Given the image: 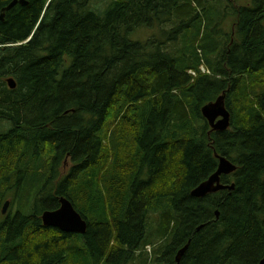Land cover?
<instances>
[{"label": "trees", "instance_id": "1", "mask_svg": "<svg viewBox=\"0 0 264 264\" xmlns=\"http://www.w3.org/2000/svg\"><path fill=\"white\" fill-rule=\"evenodd\" d=\"M93 1L0 19V264H177L189 241L179 264H259L264 0ZM223 93L231 124L213 130L202 107ZM216 153L235 189L192 196ZM62 196L84 234L44 225Z\"/></svg>", "mask_w": 264, "mask_h": 264}, {"label": "water", "instance_id": "2", "mask_svg": "<svg viewBox=\"0 0 264 264\" xmlns=\"http://www.w3.org/2000/svg\"><path fill=\"white\" fill-rule=\"evenodd\" d=\"M28 0H13L8 6L3 9L0 19H4L5 12L13 8L17 4L26 5ZM7 83L10 88H16L17 82L14 77H9ZM226 93L221 94L216 100L208 102L202 107V114L209 122L213 130H226L231 124V112L226 105ZM219 164L217 170L205 181L201 182L191 192L194 197H204L209 193L218 192L221 190H234L235 183L225 184L222 182L223 174H232L236 171L237 165L226 156L216 153ZM10 201L7 200L3 205V214L7 212ZM216 217H220V211L216 210ZM42 220L45 226L57 227L62 231L71 233L84 234L87 231V220L77 211L73 202L66 196L60 198V207L55 210H45L42 213ZM203 227L201 225L198 230ZM191 241L182 247L177 255V264L180 263L182 257L187 252ZM259 264H264V257Z\"/></svg>", "mask_w": 264, "mask_h": 264}, {"label": "rangeland", "instance_id": "3", "mask_svg": "<svg viewBox=\"0 0 264 264\" xmlns=\"http://www.w3.org/2000/svg\"><path fill=\"white\" fill-rule=\"evenodd\" d=\"M108 1H110V0H94L93 1V5L95 6V5H98V6H103V5H105ZM246 0H244L243 2H245ZM247 2V1H246ZM154 33H156V31L154 32V31H152V30H144V29H140V30H137L135 33H133L132 35H131V37H132V39H135V40H141V41H145L147 38H149L150 37V34L152 35V34H154ZM158 36H160L159 35V33H158ZM201 70L203 71V72H209V69L207 68V66H205V65H202L201 66ZM67 165H68V163H67ZM11 209H12V207H11ZM14 209L15 208H13V211H14ZM10 210V207H8V209H7V212ZM6 212V213H7ZM5 213V214H6Z\"/></svg>", "mask_w": 264, "mask_h": 264}, {"label": "bare ground", "instance_id": "4", "mask_svg": "<svg viewBox=\"0 0 264 264\" xmlns=\"http://www.w3.org/2000/svg\"><path fill=\"white\" fill-rule=\"evenodd\" d=\"M203 53V52H202ZM162 134V133H161ZM12 243V242H11Z\"/></svg>", "mask_w": 264, "mask_h": 264}]
</instances>
